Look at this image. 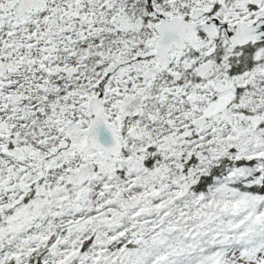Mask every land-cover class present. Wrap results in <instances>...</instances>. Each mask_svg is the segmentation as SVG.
Here are the masks:
<instances>
[{"label":"snow or ice","instance_id":"obj_1","mask_svg":"<svg viewBox=\"0 0 264 264\" xmlns=\"http://www.w3.org/2000/svg\"><path fill=\"white\" fill-rule=\"evenodd\" d=\"M0 264H264V0H0Z\"/></svg>","mask_w":264,"mask_h":264}]
</instances>
